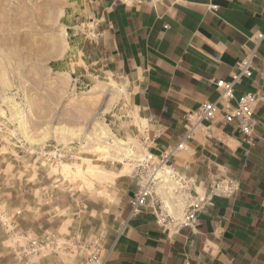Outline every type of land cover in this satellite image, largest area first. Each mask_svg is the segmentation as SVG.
Segmentation results:
<instances>
[{"label":"crops","instance_id":"1","mask_svg":"<svg viewBox=\"0 0 264 264\" xmlns=\"http://www.w3.org/2000/svg\"><path fill=\"white\" fill-rule=\"evenodd\" d=\"M91 17L95 54L145 123L155 155L180 142L187 115L215 101L214 83L229 80L255 47L252 75L235 92L264 93V37L256 43L264 35V0H94ZM254 120L250 142L222 113L198 126L170 163L191 183L188 195L158 187L139 212L131 214L128 204L102 264H264V102ZM222 178L236 181L235 192L214 198L195 225L162 228L156 222L158 205L179 218L190 195Z\"/></svg>","mask_w":264,"mask_h":264},{"label":"rangeland","instance_id":"2","mask_svg":"<svg viewBox=\"0 0 264 264\" xmlns=\"http://www.w3.org/2000/svg\"><path fill=\"white\" fill-rule=\"evenodd\" d=\"M17 3L1 11L18 25L0 29V264H99L150 152L145 123L95 54L94 0ZM173 181L159 191L181 193Z\"/></svg>","mask_w":264,"mask_h":264},{"label":"built area","instance_id":"3","mask_svg":"<svg viewBox=\"0 0 264 264\" xmlns=\"http://www.w3.org/2000/svg\"><path fill=\"white\" fill-rule=\"evenodd\" d=\"M153 1L159 2L160 0ZM212 9H216V6H213ZM92 37L94 36L92 35ZM263 37L264 35H259L256 43L260 42ZM255 57L256 47L237 62V70L230 76L229 80H217L214 83L218 94L217 99L212 102H203L197 110L187 115L184 134L176 146L168 148L158 155L148 152L143 157L138 165L141 173L138 178L137 190L128 199L131 214L139 212L152 200L160 183L159 174L161 172L168 173H165L168 180L178 182L180 184L179 190L188 195L191 183L184 181L170 168L171 159L175 153L184 150L185 142L191 139L198 126L210 123L219 113H222L226 124H236L242 136L250 142L251 131L255 122V107L259 102H264V93L245 92L237 95L235 86L242 78L251 77ZM236 184L232 178L213 180L204 192L190 195V201L179 218L170 215L161 205H158L154 213L156 222L162 228L195 225L198 221V214L203 209L212 208L214 198L231 196L236 190ZM92 260L94 263L102 264V260L96 256H93ZM184 264L191 263L185 262Z\"/></svg>","mask_w":264,"mask_h":264},{"label":"bare ground","instance_id":"4","mask_svg":"<svg viewBox=\"0 0 264 264\" xmlns=\"http://www.w3.org/2000/svg\"><path fill=\"white\" fill-rule=\"evenodd\" d=\"M18 0H0V14H1V11L3 8H6V7H9V11H11V15L12 16H17L18 15V3H17ZM12 6V7H11ZM8 16V15H7ZM15 18V17H14ZM10 19V21H8L6 19V15L3 16L2 14L0 15V29H2L3 25H8L11 27V30L9 32V34L11 32H15L16 31V28H17V25H18V22L16 21V19ZM12 35V34H10ZM123 148V147H122ZM126 150V154L124 155L125 157H127L128 159H131V160H134L136 158L135 154H134V151L130 148H125ZM166 173V172H165ZM163 173L161 172L159 174V177H160V183H159V186L160 187H166L167 188V185L169 183V180L168 178L166 177L168 173ZM172 182V181H171ZM174 182V181H173Z\"/></svg>","mask_w":264,"mask_h":264}]
</instances>
